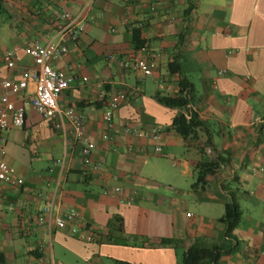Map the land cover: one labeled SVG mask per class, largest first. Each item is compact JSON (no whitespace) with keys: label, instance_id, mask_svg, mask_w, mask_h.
<instances>
[{"label":"crops","instance_id":"obj_1","mask_svg":"<svg viewBox=\"0 0 264 264\" xmlns=\"http://www.w3.org/2000/svg\"><path fill=\"white\" fill-rule=\"evenodd\" d=\"M85 1L0 0V77L21 80L31 66L27 47L59 42L60 14H81ZM82 21L84 30L66 41L68 53L52 65L76 76L58 103L83 115L99 168L80 162L81 145L67 123L27 107L23 125L9 128L0 142V157L20 181L0 184V264H179L195 239L224 238L219 217L229 200L240 218L232 251L218 264H264V170L251 172L264 163V0H92ZM11 50L16 60L7 68L4 55ZM111 53L146 57L151 75L120 70L108 59ZM179 74L193 84L190 108L214 130L204 158L225 159L205 177L204 188L192 187V179L204 164L196 146L207 135L180 137L169 127L178 110L154 97L176 93ZM116 91L125 99L108 126L102 113ZM30 92L7 95L17 105ZM124 123L142 130L159 126L162 152H152L147 137L124 134ZM162 157L175 188L151 182L153 173L165 170ZM114 186L135 191L133 202L103 193ZM54 190L61 210L79 215L76 233L70 224L35 222Z\"/></svg>","mask_w":264,"mask_h":264},{"label":"built area","instance_id":"obj_2","mask_svg":"<svg viewBox=\"0 0 264 264\" xmlns=\"http://www.w3.org/2000/svg\"><path fill=\"white\" fill-rule=\"evenodd\" d=\"M92 0H86L81 8V14L70 15L63 11L60 14L61 24L58 27L60 41L57 43L49 42L44 45L33 44L27 47V52L31 58V66L24 71L21 80H13L0 77V89L3 91L0 95V142L3 143V133L11 127H20L25 120L26 108L33 109L44 119L56 118L58 124L67 123L72 136L76 142H79L81 148L80 162L89 170L99 168V163L93 160L94 144L85 133V119L81 113L71 106H60L58 97L63 90L68 88L76 79L75 75H68L65 72L55 69L53 62L64 57L68 53L66 41L74 42L79 34L84 30L85 24L82 21V13L90 5ZM108 59L114 61L122 71H134L142 77H148L152 73L153 63L144 56H136L130 59H123L111 53ZM15 52L13 50L6 52L4 61L7 68H12L15 64ZM219 74H224V70H219ZM82 77V80H86ZM31 88V95L22 98L19 104H15L7 95V92L17 94L20 91ZM125 99L122 91H116L111 94L107 105L102 113V121L106 125L112 124V114ZM188 117V114H187ZM262 123L263 120H258ZM121 131L124 134H131L137 137H147L152 143V152L161 153L160 139L162 130L159 126L153 125L148 130L138 129L130 126L128 123L122 125ZM206 148V152H209ZM264 170V163L259 167H252V173H258ZM20 181L14 174V170L0 157V184L16 185ZM103 193L118 195L125 204H131L134 199L135 191L126 192L123 187L114 186L111 189H104ZM187 216L190 213H186ZM79 215L74 210L62 211L58 193L54 190L45 197L42 207L38 211L35 222L38 225H47L62 228L65 225H71V231H78L76 223L79 222ZM81 238L86 242L92 241V235L81 233ZM94 264H98L95 262Z\"/></svg>","mask_w":264,"mask_h":264},{"label":"trees","instance_id":"obj_3","mask_svg":"<svg viewBox=\"0 0 264 264\" xmlns=\"http://www.w3.org/2000/svg\"><path fill=\"white\" fill-rule=\"evenodd\" d=\"M142 44L143 42H139L135 47L140 48ZM171 70L175 72V70ZM176 85V93L168 94L158 91L154 97L161 105L178 110L176 115L173 116L169 127L180 137L186 140H197L199 132L207 135L206 139L196 146L201 157H203L204 164L196 169V180L192 186L194 188L196 186L204 188L206 184L205 177L213 173L216 168L225 162V159L220 156L214 159L204 158L205 148L213 147L210 136L214 130L209 123L200 119L197 113L190 108V104L194 103L192 82L184 74H179ZM223 208L219 220L225 225L224 238L220 242H206L202 239H195L183 252L179 264H218V259L222 254L232 251L233 247L230 239L232 238V231L239 221L240 210L234 200L226 201ZM116 218L113 217L109 223L114 225L112 221H115ZM114 262L115 264H133L121 260H115Z\"/></svg>","mask_w":264,"mask_h":264},{"label":"rangeland","instance_id":"obj_4","mask_svg":"<svg viewBox=\"0 0 264 264\" xmlns=\"http://www.w3.org/2000/svg\"><path fill=\"white\" fill-rule=\"evenodd\" d=\"M182 149H180V150H178L177 152H176V154L177 155H180L181 153H182ZM162 161H163V164H164V166H165V170L164 171H161V172H158V173H156V174H154L153 173V178L151 179V182L153 183V184H158V185H164V186H162V187H165V188H168V186H172V187H176L175 185H172L173 183H171V182H169V180H173L174 179V177H172L171 176V174H169L170 173V166H169V163H168V158L167 157H162ZM196 180V178H194V179H192V181H195ZM181 180H178V183L180 182ZM185 182L186 181H184V184L183 185H185ZM179 189H181V187H178ZM189 188V187H188Z\"/></svg>","mask_w":264,"mask_h":264}]
</instances>
